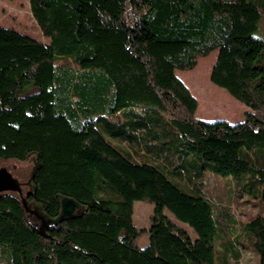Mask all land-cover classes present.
Wrapping results in <instances>:
<instances>
[{
    "label": "trees",
    "instance_id": "trees-1",
    "mask_svg": "<svg viewBox=\"0 0 264 264\" xmlns=\"http://www.w3.org/2000/svg\"><path fill=\"white\" fill-rule=\"evenodd\" d=\"M28 3L48 39L0 25V159L37 160L27 198L48 216L60 196L82 211L41 232L0 192V264H214L215 239L222 263L244 239L264 264V204L233 212L264 201V0ZM215 50L211 83L248 107L233 124L198 118L176 74ZM218 176L235 180L219 195Z\"/></svg>",
    "mask_w": 264,
    "mask_h": 264
},
{
    "label": "rangeland",
    "instance_id": "rangeland-1",
    "mask_svg": "<svg viewBox=\"0 0 264 264\" xmlns=\"http://www.w3.org/2000/svg\"><path fill=\"white\" fill-rule=\"evenodd\" d=\"M0 25L12 28L20 33L26 34L34 39L42 42L47 41V37H44L41 30L32 16L30 11L28 0H0ZM254 35L264 40V16L260 20L257 29L254 31ZM217 50L212 51L205 57H199L197 59L196 66L191 70H177V76L188 87L190 92L195 96L198 101V108L196 110V116L206 121L213 120H225L228 123H236L242 119V113L248 109L242 102L238 101L227 93L224 89L214 85L210 81V71L214 63ZM141 109V107H138ZM106 139L115 143L116 141L109 137L102 127H99ZM35 162L33 156H29L24 161L17 160H3L0 159V167L4 166L7 170L22 183V196L16 193L21 199L25 198L27 190H32V186L27 185L26 181L30 176V171ZM217 180L209 181V189L212 193L219 195V192L229 191L235 180L230 177H217ZM212 185L214 188H212ZM254 203L247 204L245 206H236L233 212L236 217L242 221L249 219L257 209L259 203L264 204V201H254ZM35 203L26 199L25 206L28 218L35 224L40 223L38 218L33 212L36 210ZM153 203L146 200L135 201L133 204V222L138 228H148L150 226V219L153 212ZM165 213L175 222H178L168 212ZM249 215V216H248ZM182 224V223H180ZM188 232L193 235L192 229L182 224ZM238 230L241 227L237 228ZM138 244L144 246L148 241V236L142 233L138 239ZM242 245H238V257L230 258L227 264H256L257 253L252 251L247 246L248 244L243 239ZM222 248L219 246L217 240H214V264L222 263Z\"/></svg>",
    "mask_w": 264,
    "mask_h": 264
},
{
    "label": "water",
    "instance_id": "water-1",
    "mask_svg": "<svg viewBox=\"0 0 264 264\" xmlns=\"http://www.w3.org/2000/svg\"><path fill=\"white\" fill-rule=\"evenodd\" d=\"M37 165V160H35L31 171H30V176L28 180L26 181L27 185L33 186L32 184V178H33V173L35 170V167ZM17 192L21 195L22 192V183L15 178L8 170L6 167L2 166L0 167V192ZM31 194V192L29 193ZM26 197L22 198V204L26 209H28L27 206H25V201ZM35 209L33 212L38 218H40V223L38 225L39 229L41 232H43L44 227L48 224L51 223H57L61 220H64L67 217H72L76 214H79L82 211V206L73 198L68 197V196H60V210L59 214L52 218L48 216L44 211L42 210L41 206L37 203L34 205Z\"/></svg>",
    "mask_w": 264,
    "mask_h": 264
},
{
    "label": "flooded vegetation",
    "instance_id": "flooded-vegetation-1",
    "mask_svg": "<svg viewBox=\"0 0 264 264\" xmlns=\"http://www.w3.org/2000/svg\"><path fill=\"white\" fill-rule=\"evenodd\" d=\"M31 192V190H27L26 191V193H25V197L27 198L28 197V195H29V193ZM20 196H22V192H21V195ZM28 199V198H27Z\"/></svg>",
    "mask_w": 264,
    "mask_h": 264
},
{
    "label": "crops",
    "instance_id": "crops-1",
    "mask_svg": "<svg viewBox=\"0 0 264 264\" xmlns=\"http://www.w3.org/2000/svg\"><path fill=\"white\" fill-rule=\"evenodd\" d=\"M216 57H217V54H216ZM216 57H215V59H216ZM215 61V60H214Z\"/></svg>",
    "mask_w": 264,
    "mask_h": 264
}]
</instances>
